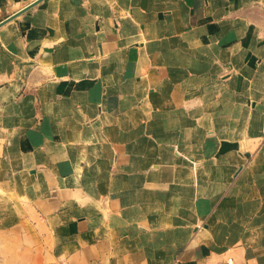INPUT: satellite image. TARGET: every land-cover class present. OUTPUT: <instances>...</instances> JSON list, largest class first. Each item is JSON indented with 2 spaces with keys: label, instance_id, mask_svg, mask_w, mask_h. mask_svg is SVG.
I'll return each instance as SVG.
<instances>
[{
  "label": "crops",
  "instance_id": "crops-1",
  "mask_svg": "<svg viewBox=\"0 0 264 264\" xmlns=\"http://www.w3.org/2000/svg\"><path fill=\"white\" fill-rule=\"evenodd\" d=\"M264 264V0H0V264Z\"/></svg>",
  "mask_w": 264,
  "mask_h": 264
},
{
  "label": "built area",
  "instance_id": "built-area-1",
  "mask_svg": "<svg viewBox=\"0 0 264 264\" xmlns=\"http://www.w3.org/2000/svg\"><path fill=\"white\" fill-rule=\"evenodd\" d=\"M208 264H242V263H239L237 262L234 257L232 256H229L227 257L225 260L223 261H220V262H217V263H208Z\"/></svg>",
  "mask_w": 264,
  "mask_h": 264
}]
</instances>
